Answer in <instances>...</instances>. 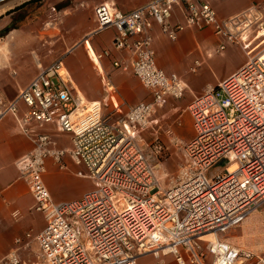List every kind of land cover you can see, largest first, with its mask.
Returning a JSON list of instances; mask_svg holds the SVG:
<instances>
[{
	"label": "built area",
	"instance_id": "built-area-1",
	"mask_svg": "<svg viewBox=\"0 0 264 264\" xmlns=\"http://www.w3.org/2000/svg\"><path fill=\"white\" fill-rule=\"evenodd\" d=\"M177 6L182 19L171 23ZM92 13L94 27L82 39L114 30L109 48L95 52L94 59L109 58L110 49L126 51L127 63L115 59L111 64L128 69L149 98L116 118L115 112L103 115L100 101H85L74 88L62 55L43 66L37 63L27 85L8 101L0 100V120L11 115L32 143L14 166L44 225L35 234L26 231L23 239L37 242L45 264H139L144 257L149 264H160L166 255L176 264L251 261L249 250L205 236L225 232L264 203V44L245 52L246 59L220 81L192 95L185 106L190 138L168 135L169 142L180 145L183 160L162 184L155 172L161 146H142L138 131L149 125L166 98L178 99L186 89L176 73L156 66L152 24L170 41L186 29L207 28L220 39L207 55L220 53L236 41L233 30L242 21L243 27L257 23L259 35L264 33L259 4L221 19L201 0H147L127 11L99 2ZM201 64L194 58L189 70L195 72ZM105 87L110 88L108 81ZM47 124L69 136L68 147L43 130ZM46 159L58 170L87 178L91 189L53 201L43 183ZM212 168L216 171L210 172ZM21 240L16 237L14 243ZM256 262L263 264L258 258ZM0 264H20L15 250L0 258Z\"/></svg>",
	"mask_w": 264,
	"mask_h": 264
},
{
	"label": "crops",
	"instance_id": "crops-1",
	"mask_svg": "<svg viewBox=\"0 0 264 264\" xmlns=\"http://www.w3.org/2000/svg\"><path fill=\"white\" fill-rule=\"evenodd\" d=\"M146 1L103 0L100 2L112 3L118 9L127 11ZM201 1L207 2L213 8L218 19L232 16L251 4L260 3L264 7V0ZM95 4L90 0H86L84 7L78 11V15L84 12V20L87 21L86 30L81 34L82 36L89 33L94 27L92 9ZM91 5V12L89 14L86 8ZM80 6L83 5L81 4ZM10 16L11 14L8 18ZM181 19L182 10L180 6H177L172 12L170 22L181 21ZM17 29L16 26H12L0 37V100L2 102L11 99L19 89L27 85L37 73V63L43 66L53 60L47 61V59H44L43 62L40 61L36 53L37 49L33 50L27 47L29 35ZM150 33L156 66L166 73L175 72L182 76L186 74V67L194 58H202L206 66L208 59L213 56L211 54L207 55V53H210L220 40L219 37L213 35L207 28L200 30L186 29L180 32L174 41L168 40L159 31L156 24H152ZM99 34H105L107 37L102 42L99 40V43H96L94 42V38ZM113 34L114 30L112 28L105 29L94 35V37H90L89 41L82 39L83 45L81 48L75 47L69 54H65L67 50L61 54L63 55V68L68 73L71 83L79 95L85 101H100L102 114L109 115L111 112H115L113 117L116 118L135 103L147 100L149 95L147 90L131 75L128 69L122 70L112 66L111 62L115 59L122 63H127L129 55L126 51L110 49L109 58L97 61L94 59L93 54L95 52L102 48H109L110 39ZM209 39L213 42H210ZM85 43H89L90 51L85 47ZM77 48L80 52L76 54ZM22 61H25L28 66H21L20 63ZM240 64L241 61L237 66L232 68V71ZM12 71L14 72L13 74ZM195 79V77L185 76L186 83L192 89L197 90L201 86L203 88L206 84L214 85L221 80V77L215 76L212 82L204 81L197 86L193 84ZM105 81L109 82L110 88L105 87ZM192 95L194 94H191L187 103L191 100ZM171 100L177 99L166 98L165 104ZM176 126H179V123ZM173 129L174 131H178L175 127ZM43 130L54 133L59 146H69V136L56 132L51 124L44 125ZM31 148L32 143L30 139L19 131L14 118L11 115L3 117L0 120V258L9 251L15 250L20 264H45L39 258L37 242L33 238L23 239V234L26 231L35 234L41 230L44 225V219L39 212L32 208V197L14 166L15 159L27 153ZM65 162L69 163L67 158H65ZM45 167L46 171L43 175V183L53 201L57 202L77 198L92 187L87 178L78 177L71 171L58 170L49 159H46ZM73 169L70 166V170ZM75 186H78L79 192L72 196H65ZM263 224L264 203L259 205L240 223L233 226L237 227V230H233L236 234H233L232 238H225V240L237 247L249 250L264 263V255L262 257L257 255L261 252L259 250L260 245H255L252 238L254 237V231L260 232ZM16 237H22L19 244L14 243ZM149 262L148 259L147 264ZM160 264L176 263L170 255H166ZM246 264L258 263L256 260H251Z\"/></svg>",
	"mask_w": 264,
	"mask_h": 264
},
{
	"label": "rangeland",
	"instance_id": "rangeland-1",
	"mask_svg": "<svg viewBox=\"0 0 264 264\" xmlns=\"http://www.w3.org/2000/svg\"><path fill=\"white\" fill-rule=\"evenodd\" d=\"M27 1L23 0L9 9L11 10L26 2L17 8L20 10L15 9L9 12V14H4L5 11L0 14V37L5 34L9 26H16L18 28L17 30L29 35V44H27V47L33 50L37 49L36 53L42 62L44 59L50 61L55 57L61 56L63 51L67 50L65 54H69L75 47H82V38L84 35L82 36L81 34L86 30L87 21L84 20V12L78 15V11L84 7L86 0ZM90 1L95 4L103 0ZM81 4L83 6H80ZM255 4H259L260 6V22H264V7L260 3ZM91 7L92 5L86 8L89 14ZM10 14L11 16L8 18ZM245 22L238 23L236 25L238 28L233 30L236 34V41L225 44L224 49L220 53H211L213 56L208 59L206 66V63L200 58L203 62L196 68L195 72L189 70L191 61L186 67L185 75L182 76L176 73L186 84L183 96L177 100H171L166 104L164 103L163 106L157 108L150 117L149 125L138 131L142 146L151 147L154 144L161 146L160 152L156 154L155 159V171L160 184L165 181V175L173 173L177 165L183 160V151L180 145L169 142L168 135L173 133L172 135L174 137L182 141H187L191 136V121L185 106L191 94L199 93L202 86L197 90L192 89L186 83L185 76L195 77L196 79L193 83L195 86L204 81L212 82L215 76H219L222 79L232 72V68L237 66L240 61L242 63L246 59L245 52L250 49H252L251 53L257 51L264 44V41L260 43L264 39V33L259 35L257 23L252 22L247 27H243ZM207 30L210 31L209 29ZM106 37L105 34H99L94 38V42L99 43V40L102 42ZM209 41L213 42L211 39ZM242 44L248 45L242 49ZM84 45L90 51L89 43H85ZM79 52L77 48L76 54ZM20 64L23 67L28 66L25 61H22ZM177 123H179V126H176ZM174 127L179 132L174 131ZM215 171V168L210 169V172ZM77 192H79V189L78 186H75L65 196H72L77 194ZM233 230H237V227L218 234L217 238H232L233 234H236ZM252 238L255 245H260L259 250L261 252L257 255L262 257L264 255L263 228L261 227L260 232L254 231V237ZM257 258V256L253 255L252 260L255 261ZM148 259L150 261L149 257L139 259V264H147Z\"/></svg>",
	"mask_w": 264,
	"mask_h": 264
},
{
	"label": "bare ground",
	"instance_id": "bare-ground-1",
	"mask_svg": "<svg viewBox=\"0 0 264 264\" xmlns=\"http://www.w3.org/2000/svg\"><path fill=\"white\" fill-rule=\"evenodd\" d=\"M21 1L23 0H10L9 2H7L5 5L3 6H0V14L3 13V11H5L6 9H9L10 7H13L14 5H17L18 3H20ZM214 234L213 233H209L207 234L205 237L208 239V240H215L214 238Z\"/></svg>",
	"mask_w": 264,
	"mask_h": 264
},
{
	"label": "trees",
	"instance_id": "trees-1",
	"mask_svg": "<svg viewBox=\"0 0 264 264\" xmlns=\"http://www.w3.org/2000/svg\"><path fill=\"white\" fill-rule=\"evenodd\" d=\"M31 1H37V0H28L27 2H31ZM25 3H26V2H25ZM25 3H22V4H20L19 6H22V5L25 4ZM19 6L14 7V8L11 9V10L6 11L4 14H8L9 12H11V11L17 9ZM9 28H12V26H9L5 32H7V31L9 30Z\"/></svg>",
	"mask_w": 264,
	"mask_h": 264
},
{
	"label": "water",
	"instance_id": "water-1",
	"mask_svg": "<svg viewBox=\"0 0 264 264\" xmlns=\"http://www.w3.org/2000/svg\"><path fill=\"white\" fill-rule=\"evenodd\" d=\"M10 0H0V6H3V5H5L7 2H9ZM10 8H12V7H10ZM9 8V9H10ZM9 9H6L5 11H7V10H9ZM5 11H3V12H5Z\"/></svg>",
	"mask_w": 264,
	"mask_h": 264
}]
</instances>
